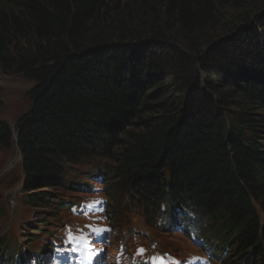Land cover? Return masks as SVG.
Returning a JSON list of instances; mask_svg holds the SVG:
<instances>
[{
  "label": "trees",
  "instance_id": "1",
  "mask_svg": "<svg viewBox=\"0 0 264 264\" xmlns=\"http://www.w3.org/2000/svg\"><path fill=\"white\" fill-rule=\"evenodd\" d=\"M0 69L35 83L0 119L26 206L54 216L105 156L115 220L179 208L229 264H264V0H0Z\"/></svg>",
  "mask_w": 264,
  "mask_h": 264
},
{
  "label": "rangeland",
  "instance_id": "2",
  "mask_svg": "<svg viewBox=\"0 0 264 264\" xmlns=\"http://www.w3.org/2000/svg\"><path fill=\"white\" fill-rule=\"evenodd\" d=\"M242 2H247V0H242ZM229 13L234 12L231 8H227ZM214 31V30H213ZM209 30V34H210ZM0 84L2 86V96L1 100L3 103L2 108L0 109V119H4L11 125L12 130L15 131L17 126L18 119L30 108L32 104V99L29 95V91L35 86V83L28 79L21 73L13 72L11 74H5L0 69ZM16 137L17 133L14 132ZM13 137V141L16 139ZM103 161H107L110 158H105L103 156ZM102 160L97 159V165H104ZM116 162V161H115ZM94 162L89 164L77 165L74 167L78 173V179L81 177L88 166L93 165ZM111 167V166H110ZM23 181V158L22 154L19 151V148L16 144L11 145L10 148L5 146L0 148V231L4 234L2 239L6 236L10 240L12 246L14 245V250L16 248L22 247L24 250L28 249L27 242L22 236L24 232L22 226L26 225V222L30 220L34 210L31 207H28L23 204L21 201L22 190L21 185ZM102 184V183H101ZM102 185H98V188ZM44 190V189H41ZM40 190V191H41ZM106 191V189L104 190ZM104 191L98 190L96 194L93 195H104ZM61 193H66L65 196H70L67 190H62ZM73 193V191H72ZM74 193H81L79 190H76ZM113 194V193H112ZM118 199V194L115 195ZM37 197V196H36ZM115 199V198H114ZM43 207V206H42ZM41 209V206L38 207ZM126 213V212H125ZM128 215V213H126ZM63 218H67V214H62ZM141 211L137 215L131 214L128 219L125 221L126 225L122 226L121 223H117L121 228L123 227V234H116L115 237L110 239L108 245L107 254L114 257L119 251L120 246L118 244L125 243V250L128 255H133L136 245L140 243L139 239L131 237L130 232H134L137 229H145L148 233L156 234L162 241L163 246H168L175 251L180 257L187 258L191 253H203L197 247V238L188 237V233L177 232L175 229L170 230V226L163 225V231L157 230L155 227H150V222L144 220L141 217ZM71 219L75 220L74 222L80 220L78 217L71 216ZM73 223V222H72ZM75 228V227H74ZM64 227H59L58 232H63ZM71 232V231H70ZM74 234V230H73ZM75 235V234H74ZM150 237H147L146 243L149 241ZM149 239V240H148ZM129 258L126 262L121 264H129L137 259Z\"/></svg>",
  "mask_w": 264,
  "mask_h": 264
},
{
  "label": "snow or ice",
  "instance_id": "3",
  "mask_svg": "<svg viewBox=\"0 0 264 264\" xmlns=\"http://www.w3.org/2000/svg\"><path fill=\"white\" fill-rule=\"evenodd\" d=\"M93 231L96 232H104L107 231V229H94ZM68 242H71L73 244L72 251L80 252L83 256L88 251L87 241L83 236L76 237L73 236L71 233L68 235ZM142 251V250H141ZM82 264V262H81ZM153 264H164L162 259L154 260Z\"/></svg>",
  "mask_w": 264,
  "mask_h": 264
},
{
  "label": "bare ground",
  "instance_id": "4",
  "mask_svg": "<svg viewBox=\"0 0 264 264\" xmlns=\"http://www.w3.org/2000/svg\"><path fill=\"white\" fill-rule=\"evenodd\" d=\"M100 160V159H99ZM74 167H76L77 165H73ZM73 167V168H74ZM72 171H76L77 172V170L74 168ZM83 173H86V175L88 174L87 173V171L85 170V172H83ZM83 173H81V174H83ZM74 179V178H73ZM67 189H68V186H67ZM66 189V190H67ZM73 191V193H70L69 192V194L70 195H75L76 193H74L75 191H76V189L74 190H72ZM80 191H84V192H88V189L87 188H85L84 186H82V188L80 189ZM111 195H114V193L113 194H110L109 192H108V195L107 194H104L103 195V197L105 198L104 200H110V199H108ZM128 199V198H127ZM124 202H125V197H124ZM126 202H127V200H126ZM127 203H129L128 205L131 207L130 209H128V210H130V212L131 213H133V214H135V215H137L138 214V212H137V214L134 212V211H137V209H136V206L135 205H133L132 203H131V201L129 200ZM105 205H106V203H105ZM142 213V218H144L145 217V215H146V213H143V212H141ZM97 215H98V213H97ZM86 219V218H85ZM84 219V220H85ZM29 230V229H28ZM31 235H33V236H35V233H33V234H28V235H24V237H25V239H30V236ZM31 240V239H30ZM31 241H35V240H31ZM27 259L29 258V257H26ZM17 261L19 262V263H22V262H24V256L23 255H20L18 258H17ZM30 262H33V263H35V259H31L30 260ZM1 264V263H0Z\"/></svg>",
  "mask_w": 264,
  "mask_h": 264
}]
</instances>
